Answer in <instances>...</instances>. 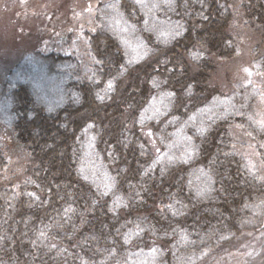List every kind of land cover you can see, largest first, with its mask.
<instances>
[{
  "label": "trees",
  "instance_id": "16d2710c",
  "mask_svg": "<svg viewBox=\"0 0 264 264\" xmlns=\"http://www.w3.org/2000/svg\"><path fill=\"white\" fill-rule=\"evenodd\" d=\"M238 19L264 43V0H109L88 81L55 51L7 72L0 264H254L264 182L231 129L257 131L256 96L213 79Z\"/></svg>",
  "mask_w": 264,
  "mask_h": 264
},
{
  "label": "rangeland",
  "instance_id": "374dc122",
  "mask_svg": "<svg viewBox=\"0 0 264 264\" xmlns=\"http://www.w3.org/2000/svg\"><path fill=\"white\" fill-rule=\"evenodd\" d=\"M106 1L109 0H0V82L24 56L37 50L72 56L74 60L64 67L65 73L70 72L78 81H88L94 58L85 32L96 27L99 5ZM232 34L238 55L233 60H218L213 79L226 94L251 88L250 94L256 96L251 120L257 131L248 132L238 124L231 132L235 153L245 158L264 182V66L260 60L264 43L239 19L233 23ZM0 139H11L1 123ZM250 237L247 240L251 243L243 240L238 251L256 256L254 264H264V231Z\"/></svg>",
  "mask_w": 264,
  "mask_h": 264
},
{
  "label": "snow or ice",
  "instance_id": "6c2138e0",
  "mask_svg": "<svg viewBox=\"0 0 264 264\" xmlns=\"http://www.w3.org/2000/svg\"><path fill=\"white\" fill-rule=\"evenodd\" d=\"M108 87H109V88H112V83H111V82H109ZM99 98H100L101 100H103L104 97L101 96V97H99Z\"/></svg>",
  "mask_w": 264,
  "mask_h": 264
}]
</instances>
